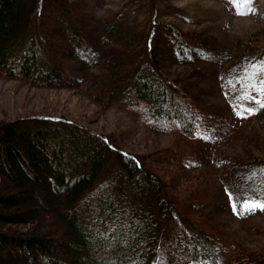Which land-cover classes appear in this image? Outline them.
I'll return each instance as SVG.
<instances>
[{"label":"trees","instance_id":"1","mask_svg":"<svg viewBox=\"0 0 264 264\" xmlns=\"http://www.w3.org/2000/svg\"><path fill=\"white\" fill-rule=\"evenodd\" d=\"M207 39L173 20H125L122 11H102L91 0H0V75L85 88L98 102L137 112L157 132L189 139L216 126L235 141L242 136L249 153L233 156L229 171L262 199L264 128L233 130L205 111L210 97L200 88V55ZM247 49L262 84L264 45ZM226 85L232 103L238 93ZM249 95L256 107L247 124L264 116V92ZM149 157L64 117L1 120L0 264H191L212 256L213 231L186 211L171 183L175 176L167 182ZM169 159L182 170L179 151ZM172 211L185 228L160 257ZM257 240L253 247L233 242V264H264V239Z\"/></svg>","mask_w":264,"mask_h":264},{"label":"rangeland","instance_id":"2","mask_svg":"<svg viewBox=\"0 0 264 264\" xmlns=\"http://www.w3.org/2000/svg\"><path fill=\"white\" fill-rule=\"evenodd\" d=\"M91 1L102 7V11H122L125 20L166 19L186 29L203 31L208 43L205 54L200 55L204 69L200 88L210 97L209 110L205 111L217 121L228 122L232 129L242 126L244 132H249L248 125L264 128V116L258 119L253 115L248 124L245 120L251 115L248 110L256 107L248 101L249 93L261 97L264 86L257 80L259 66L254 68L255 64L248 63V49L243 52L251 45H264V0ZM251 35L252 42H249L247 37ZM165 53L175 59L171 49L166 48ZM226 84L235 89L234 95L238 93L232 103L224 94ZM253 84L255 87H250ZM196 89L199 91L198 86ZM96 99L85 88L35 86L23 79L0 75V121L26 115L64 117L99 133L110 134L117 144L132 153L150 155L154 168L165 171L163 178L167 182L170 174L174 175L171 183L177 190L175 195L183 201L186 211L195 213L200 225L213 231L217 246L212 256L191 264H233V242L253 247L251 243L255 240L264 239V210L257 208L248 212L241 207L246 201L264 203V198H253L243 180L235 179L229 171L233 156L249 153L243 149L247 146L245 140L242 145V136L235 141L236 136L231 138L216 126L200 129L189 139L177 133L157 132L137 112L120 104L105 105ZM246 137L249 140L246 142H253L254 136L253 140L252 136ZM178 151L182 170L170 165L169 157ZM186 155H193L188 158V164H185ZM233 204L240 215L234 212ZM184 228L179 212L172 211L161 234L160 257L165 254L167 244Z\"/></svg>","mask_w":264,"mask_h":264},{"label":"snow or ice","instance_id":"3","mask_svg":"<svg viewBox=\"0 0 264 264\" xmlns=\"http://www.w3.org/2000/svg\"><path fill=\"white\" fill-rule=\"evenodd\" d=\"M253 67L255 68V65H253ZM247 79H250L251 77H245ZM262 84H264V81H262ZM250 87H255V85H250ZM261 91L264 92V87L261 88ZM262 107H264V105H261ZM251 114H254V110L253 109H249L248 110ZM244 211H253L257 208H259L260 210H264V203H257L255 201H251V202H248L246 201L242 206ZM236 208L237 206L235 204H233V210L234 212H236ZM237 215H240L241 213L240 212H236Z\"/></svg>","mask_w":264,"mask_h":264}]
</instances>
